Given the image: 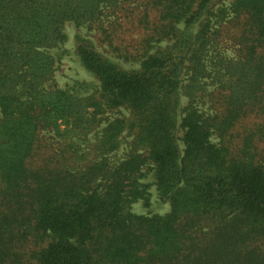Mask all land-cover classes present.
Segmentation results:
<instances>
[{
    "label": "trees",
    "instance_id": "16d2710c",
    "mask_svg": "<svg viewBox=\"0 0 264 264\" xmlns=\"http://www.w3.org/2000/svg\"><path fill=\"white\" fill-rule=\"evenodd\" d=\"M215 2L0 0V264H264V0ZM109 17L135 23L132 43L107 39L139 66L79 36L99 89L59 87L65 23ZM98 131L81 165L40 156L45 135ZM151 171L166 214L133 210Z\"/></svg>",
    "mask_w": 264,
    "mask_h": 264
},
{
    "label": "rangeland",
    "instance_id": "374dc122",
    "mask_svg": "<svg viewBox=\"0 0 264 264\" xmlns=\"http://www.w3.org/2000/svg\"><path fill=\"white\" fill-rule=\"evenodd\" d=\"M230 0H216L215 6L218 7L222 4L228 5ZM112 17H109L105 21L106 31L98 28L97 25L82 24L78 25L75 22L69 21L65 23L64 32L67 35L66 41L53 47L49 52L57 58V68L55 72V80L59 87L70 88L72 91L80 96H87L95 93L100 86L99 80L90 73L82 64L76 49L78 46V37L88 39L94 43L96 49L102 52L105 56L118 61L124 68L138 67V63H132L125 61L123 57H120L117 52L113 50L110 45L111 41L116 44L128 45L132 43L138 37V29L135 27V23L129 19L120 20L119 23L113 24ZM111 21V22H110ZM110 33L109 39L107 35ZM133 51V50H129ZM207 97L205 98V104H200L202 108L207 109ZM188 104V98L181 97V107L184 108ZM123 113L129 116V111L123 109L122 112L115 111L111 115L112 118L118 117ZM106 125V124H105ZM101 131L92 132L88 136H84L78 133H71L65 138H54L49 135H45L41 142L40 156L51 151L53 148L63 149L67 146L64 154L72 155L78 165L84 163V161L94 159L98 156L96 146L101 136ZM183 135V131L179 128V136ZM133 136L128 135L127 131H124L121 136V144L118 150L109 154V157L113 161H120L126 157L130 143ZM71 146V147H69ZM181 147L183 143L181 141ZM142 180L150 184V201L146 203L144 200H139L133 205V210L140 214H166L170 211V204L168 201L162 199L155 184L154 171L149 172Z\"/></svg>",
    "mask_w": 264,
    "mask_h": 264
}]
</instances>
